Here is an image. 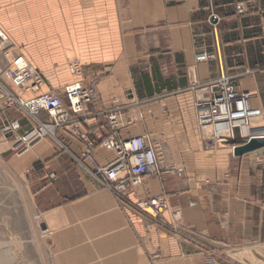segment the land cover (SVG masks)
<instances>
[{
    "label": "crops",
    "instance_id": "0c3cea01",
    "mask_svg": "<svg viewBox=\"0 0 264 264\" xmlns=\"http://www.w3.org/2000/svg\"><path fill=\"white\" fill-rule=\"evenodd\" d=\"M0 26L42 73V92L81 80L95 81L99 94L82 115L90 144L66 130L0 151L25 177L28 214L51 233L43 264H264V146L236 155L247 142L237 132L206 149L194 108L196 89L229 74L262 109L250 133L264 137V0H0ZM203 52L209 58L199 60ZM70 59L83 63L80 76ZM115 106L125 112L122 138L150 134L160 145L164 173L137 189L168 195L171 210L158 221L132 206L133 193L122 203L104 175L77 160L88 147L100 166L117 158L101 146ZM19 119L21 132L35 124ZM172 164L185 167L184 178L166 172ZM174 209L182 216L176 230Z\"/></svg>",
    "mask_w": 264,
    "mask_h": 264
},
{
    "label": "built area",
    "instance_id": "2783aa9c",
    "mask_svg": "<svg viewBox=\"0 0 264 264\" xmlns=\"http://www.w3.org/2000/svg\"><path fill=\"white\" fill-rule=\"evenodd\" d=\"M239 9L242 10L241 6ZM198 58L207 59L209 55L203 52ZM4 60L6 66L1 72L11 82L15 91H8L0 83L8 92L7 103L32 119L35 124L21 132V120L5 115L0 127V145L12 142V146L7 150L16 153L27 149L39 138L47 135L56 137L57 131L66 130L81 142L91 143L90 132L82 125V115L88 104L99 101L95 81L85 84L78 80L63 89L42 92L41 88L45 84L42 73L22 51L14 49L8 33L0 26V65ZM83 67L79 59H73L68 68L71 75L77 77L82 74ZM196 90L194 108L197 131L206 149L214 150L219 143L234 140L237 132L245 141L255 137L248 128L253 121L262 117L263 111L252 106L251 93L241 91L231 75L223 73L211 84ZM26 92H31L32 95L27 96ZM107 113L113 131L101 141V146L114 151L117 158L109 165L100 166L94 151L88 147L77 160L94 175H104L103 184L113 190L122 203H130L129 194L133 193L135 201L132 206L158 220L165 212L171 210L168 195H141L137 189L143 185L147 176L164 173L159 168L163 156L160 145L150 134L122 138L120 130L127 125L124 120L125 112H122L121 107L115 106L108 109ZM44 114L51 121H42ZM52 128L54 134L50 131ZM166 172L174 173L179 178L186 175V169L181 165L172 164ZM172 215L171 224L173 230H176L178 225H182L181 212L174 209ZM211 262L218 264L214 260Z\"/></svg>",
    "mask_w": 264,
    "mask_h": 264
},
{
    "label": "rangeland",
    "instance_id": "374dc122",
    "mask_svg": "<svg viewBox=\"0 0 264 264\" xmlns=\"http://www.w3.org/2000/svg\"><path fill=\"white\" fill-rule=\"evenodd\" d=\"M10 42L13 44L11 38ZM72 60L67 62L68 67ZM0 83L15 92L1 70ZM4 90L0 85V127L5 115L25 116L15 107H9L8 92ZM11 146L12 142L0 145V151ZM26 189L25 177L21 180L14 175L8 159L0 154V264H43V258L50 257L51 233L43 227L40 218L28 214Z\"/></svg>",
    "mask_w": 264,
    "mask_h": 264
},
{
    "label": "water",
    "instance_id": "95a60500",
    "mask_svg": "<svg viewBox=\"0 0 264 264\" xmlns=\"http://www.w3.org/2000/svg\"><path fill=\"white\" fill-rule=\"evenodd\" d=\"M213 20L216 21L217 17H214ZM263 146H264V137H252L246 143L236 146L234 152L236 155H242L244 153L257 150Z\"/></svg>",
    "mask_w": 264,
    "mask_h": 264
},
{
    "label": "bare ground",
    "instance_id": "6f19581e",
    "mask_svg": "<svg viewBox=\"0 0 264 264\" xmlns=\"http://www.w3.org/2000/svg\"><path fill=\"white\" fill-rule=\"evenodd\" d=\"M11 83V82H10ZM11 86V85H10ZM5 91V90H4ZM1 92V91H0ZM10 107V106H9ZM259 120V119H258ZM258 120H255V121H258ZM53 134H54V131H53V128L50 130ZM248 131L250 132V127L248 128ZM56 138V137H55ZM57 139V138H56ZM108 150V149H107ZM116 194V193H115ZM145 215V214H144ZM152 219V218H151ZM158 221V220H157Z\"/></svg>",
    "mask_w": 264,
    "mask_h": 264
}]
</instances>
